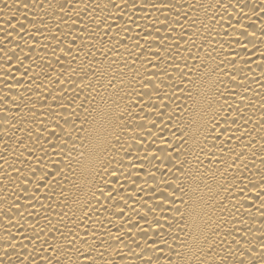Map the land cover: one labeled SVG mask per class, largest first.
Here are the masks:
<instances>
[{
  "label": "bare ground",
  "instance_id": "6f19581e",
  "mask_svg": "<svg viewBox=\"0 0 264 264\" xmlns=\"http://www.w3.org/2000/svg\"><path fill=\"white\" fill-rule=\"evenodd\" d=\"M262 238L264 0H0V264H264Z\"/></svg>",
  "mask_w": 264,
  "mask_h": 264
},
{
  "label": "snow or ice",
  "instance_id": "6c2138e0",
  "mask_svg": "<svg viewBox=\"0 0 264 264\" xmlns=\"http://www.w3.org/2000/svg\"><path fill=\"white\" fill-rule=\"evenodd\" d=\"M74 42H75V41H73V43H74ZM153 55H157V56H158L159 53H153ZM73 59H75V57H73ZM149 62H151V61H149ZM186 66H187V65H186ZM73 71H75V69H73ZM163 71L165 72V75L168 74V73H167V69H164ZM184 75H185L184 72H181V73H180L181 78H183ZM109 83H110V85H111L112 81L110 80ZM138 83H141L143 87L147 88V87H148V84L151 83V80H147V81H143V80H142V81H138ZM152 87H153V89H155L156 86L153 84ZM157 94H158V93H157ZM65 123H67V121H65ZM54 134H55V133H54ZM68 139H69V140L71 139V133H68ZM185 143H187V141H185ZM64 146H65V147H68L67 141L64 142ZM73 147H74V146H73ZM242 155H243V153H240V154H238L235 158H236V159H240V157H241ZM197 159H198V158H197ZM229 166H231V165H229ZM180 191L183 192L184 190H183V189H180ZM173 195H174V194H173ZM254 252H255V249H251V250H249V249H245V250H244V254H245V255H249V256H251ZM259 255L261 256L262 260H264V238H262V240H261V248H260V251H259ZM54 258L56 259V264H59V258H58V256H57V257H54ZM50 259H51V258H49V264H50ZM239 264H244V260H243V259H240Z\"/></svg>",
  "mask_w": 264,
  "mask_h": 264
}]
</instances>
